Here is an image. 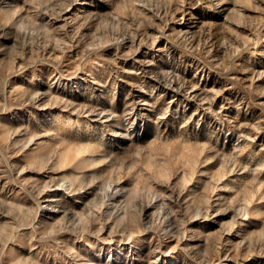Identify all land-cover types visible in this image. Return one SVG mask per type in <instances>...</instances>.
Wrapping results in <instances>:
<instances>
[{
  "label": "clouds",
  "instance_id": "9594fccd",
  "mask_svg": "<svg viewBox=\"0 0 264 264\" xmlns=\"http://www.w3.org/2000/svg\"><path fill=\"white\" fill-rule=\"evenodd\" d=\"M109 5L105 12H84L72 17L64 14L73 6L81 4L82 0H23L22 5L4 2L0 7V117L13 113L16 109L28 110L31 119L37 118V112L48 111L52 127L50 129L34 128L30 123L19 126H9L0 121V174L9 177V183L18 184L21 193H16L12 199L0 197V217L8 218L0 224V264H82L84 257L76 251L75 244L83 242L89 247H95L91 238L100 241L105 225H113L112 235H119L120 243H131L133 238L149 232H159L157 225H163L165 220L171 221L167 229V238L175 240L174 249L181 254L184 264H221L218 255L221 246L228 251L231 241L221 245L215 234L206 236L203 230L191 227L197 221L204 223L221 214L232 211L233 222L240 218L248 219L249 213L239 202L230 206L229 199L217 196L209 187L206 179L210 172L206 165L224 160L227 167L225 179L231 174V165L238 160L237 149L232 156H222L213 145L217 133L239 131L242 128H253V125L237 124L239 116L229 119L222 115L223 106L214 111L211 106L215 99L222 96L223 91L201 88L185 79L179 72V67L160 69L155 61L142 60L139 63L145 68L154 70L153 79L163 80L164 87L183 95L186 100L196 101L197 112L201 109L214 117L213 123H218L215 129L209 125L207 139L200 141L186 132L187 125L193 118H186L180 124L177 135L170 137L168 130L160 131L157 127L155 136L146 145L135 142L134 110H125L122 115L114 110L105 113L94 106V95L86 100L76 101L57 91V85L62 78H71L77 73H68L67 66L79 62L80 71L91 68L105 69L108 78H119L120 72H128L121 68L119 59L134 58L139 51L140 41L149 39L148 29H158V34L151 39L161 37L169 39L173 45L186 50L189 54L203 59L205 67L211 68L226 82L237 81L232 75L235 71L253 72V69L242 67L236 63L237 53L247 45L236 47L235 52H225L223 56L208 59V53L198 50L191 44H177L171 39L175 33H167L168 24L177 11H183L185 5L196 7L203 5L215 11L222 5H233L227 9V19L230 24L247 29L250 43L255 46L260 38L256 17L245 16L243 22L237 19L242 15L243 8L249 0H103ZM264 0H252L255 11L264 16ZM47 17V19L45 18ZM159 19L160 23H157ZM63 21L62 23H57ZM177 23H183V18ZM231 31L227 26L220 29L221 38ZM183 36V33L179 34ZM232 35H236L232 32ZM191 39H195L192 37ZM231 39V37H229ZM7 42V43H5ZM233 44L237 41L233 40ZM227 44H219L222 48ZM78 49L77 59L73 60L71 51ZM115 49L113 57L106 58L104 50ZM52 48L61 53L46 55ZM170 56V50L165 47L158 49ZM50 65L55 69L46 81V87H38L41 77L40 65ZM31 69L28 83L17 86L13 77L24 76ZM143 69L134 74L141 76ZM264 73L253 72V83ZM173 82L178 86L173 88ZM245 99L235 103L225 97L226 104L237 110L245 104L255 105L264 109V87L244 88ZM162 99V97L160 98ZM110 103L114 102L110 101ZM160 100L150 105L155 113L153 123L160 125L171 115V103L158 108ZM95 115L102 126L97 130L91 127V122L84 123L78 118ZM259 123V122H257ZM197 128L200 121L196 122ZM257 131L264 129H255ZM241 138H246L243 132ZM46 138V139H42ZM130 141L128 151L123 157H117L111 152L108 140ZM38 142V143H37ZM35 145V148L27 150ZM186 145L197 147L202 157L191 169H186L181 154ZM76 148L81 151H75ZM73 150L70 158L69 150ZM26 154L25 170L34 169L47 172L50 178L46 183L20 181L19 176L12 177L11 172L17 170V165H9L11 157ZM206 153V154H205ZM242 154V153H241ZM42 161L37 167L35 161ZM106 166V167H105ZM160 169L170 173L165 180L158 175ZM71 170L62 177L51 176L58 172ZM98 170V171H97ZM238 171L255 173L258 169L251 166H240ZM187 175L188 182L182 183ZM173 180L175 182H173ZM127 181V184L123 183ZM190 182V183H189ZM256 183L255 179L248 182L249 186ZM236 181L216 188V191L234 193L237 191ZM62 191L63 196L46 195ZM109 194L113 197L122 196L119 203L109 207ZM44 197L41 200V197ZM89 200L92 207L85 213V221L79 211L74 208L65 210L66 198ZM17 198L31 200V204L18 202ZM159 202L156 224L151 223V214L143 216L144 210ZM42 211L53 213L55 224L42 221L39 217ZM252 215L264 220V210H254ZM63 225L57 227L56 225ZM243 226V225H241ZM264 232V227L261 228ZM154 239L158 237L154 236ZM203 241V243H198ZM106 242H109L106 240ZM19 245L35 252V256L23 257L15 249ZM247 248V242L243 245ZM38 250V251H37ZM160 246L154 249L158 252ZM254 254L264 256V239L256 242ZM43 257V260L41 259ZM228 259H232L229 252ZM244 258V257H241Z\"/></svg>",
  "mask_w": 264,
  "mask_h": 264
},
{
  "label": "rangeland",
  "instance_id": "374dc122",
  "mask_svg": "<svg viewBox=\"0 0 264 264\" xmlns=\"http://www.w3.org/2000/svg\"><path fill=\"white\" fill-rule=\"evenodd\" d=\"M5 0H0V7L4 6ZM8 3L18 5L23 4V0H7ZM264 7V5H261ZM234 7L233 5H222L215 11H211L203 5L192 7L185 5L183 11H177L168 24L167 33H175L171 39L176 40L177 44L187 45L189 41L197 47L198 50H204L208 53V59H213L218 56H223L227 51L229 53L235 52L236 47L240 45H247L241 52L237 53L236 63L242 67L253 69V72L264 73V16L255 11L252 7V0L243 8V14L238 16L243 22L245 16L256 17L260 38L255 46L250 43V36L247 29L237 27L235 24H230L227 16V9ZM109 5L105 4L103 0H82L81 4L73 6V8L66 12L64 15L72 17L74 14L84 12H105L108 11ZM183 18V23H177ZM47 19V17H45ZM58 21L57 23H62ZM160 23L159 19L156 21ZM227 26L231 31L228 35L221 38L220 29ZM149 39L140 41L139 51L135 54L134 58L119 59L118 63L123 69L128 72H120L119 78L113 76L111 79L103 68H91L80 71L79 62L67 66L68 73L76 71V75L71 78H62L57 85V91L64 96H67L76 101H83L89 95H94V106L98 110H103L105 113L114 110L117 114L122 115L127 110H134L135 112V128L133 134L135 136L136 144L140 146L146 145L155 136L157 127L160 131L168 130V135L174 137L181 123L186 118H193V113H197L192 119V123L187 125L186 132L189 133L194 139L199 138L200 141L207 139V132L210 130L209 125L215 129L219 127L218 123H213L214 117L209 113H205L203 109L197 112L198 104L196 101L186 100L183 95L177 94L170 89L164 87L163 80L153 79L154 70L145 68L139 62L142 60L155 61L160 69H168L170 67H179L180 74L187 80H191L193 84H198L201 88L215 89L217 91L226 88L222 96H219L212 103L214 111H218L222 106L224 111L222 115L228 116L229 119H235L237 124L253 125V128H242L239 131L229 132L227 128L223 133H217L216 138L213 140V145L221 152L222 156H232L233 150H239L238 160L235 164L231 165V174L225 179L226 163L224 160L213 162L206 165L205 169L211 174L206 179L209 181L205 185V190L209 187L215 192L217 196H224L229 199L230 206L239 202L240 206L245 208L249 213L248 219L240 218V220L233 222L231 217L234 215L232 211L226 214H221L214 217L212 220L200 223L197 221L191 227H197L203 230V234L211 236L215 234L216 239H220L221 245L225 241H231V247L228 251L223 246L219 249V257L221 264H264V256L254 254L256 242L264 239V232L261 228L264 227V220L258 219L256 215H252L254 210H264V130L257 131L255 129H264V109L255 105L245 104L240 110L234 106L226 104L225 97L229 98L235 103L245 99L244 88L251 86L252 88L264 87V75H261L258 80L253 83V72L235 71L232 75L238 77L237 81L231 83L226 82L219 77L211 68L205 67L202 57L198 58L196 55L189 54L186 50H182L171 43L169 39L161 37L160 39H151L158 34V29L150 28L147 30ZM235 32L236 35H232ZM183 33V36L179 34ZM195 37V39H191ZM231 37V39H229ZM237 41L233 44L232 41ZM227 44L218 48L219 44ZM7 43V42H5ZM170 50V56L164 51L158 49ZM115 49L109 47L104 50L106 58L113 57ZM55 54L60 57L61 53L52 48L47 49L46 55ZM78 49L75 47L71 51L73 60L77 59ZM143 69L141 76L134 74ZM31 69L24 74V76L13 77V81L17 86H23L28 83V76L31 74ZM55 69L50 65H40L39 75L41 77L38 82V87H46V81L50 78L51 73ZM178 85L173 82V88ZM162 97V99H160ZM160 100L158 108L167 106L171 103V115L166 120L162 121L158 126L153 123L155 113L150 110V105L156 100ZM258 101L264 100V97H258ZM110 101L114 102L110 103ZM84 123L91 122V127L99 129L102 125L96 121L95 115L78 118ZM0 121L9 126H19L21 124L30 123L34 128L50 129L52 121L48 111L37 112V118L31 119L28 115V110L16 109L13 113L0 117ZM200 121V126L197 128L196 122ZM259 122V123H257ZM243 132L246 138H241L240 133ZM46 139V138H42ZM38 143V142H37ZM130 141L117 140L109 138L108 144L111 152L115 153L117 157H123L128 151ZM35 148L32 145L27 151L31 152ZM75 151L79 152L81 149L76 148ZM200 150L193 145H186L181 159L185 163L186 169H191L195 162L202 157L199 155ZM242 153V154H241ZM73 150H69L67 157L70 158ZM206 154V153H205ZM26 154L22 153L11 157L8 161L9 165H17L18 171L13 170L11 176H19L20 181L28 180L40 183H46L50 174L40 172L34 169L25 170ZM37 167L42 166V161H35ZM240 166H251V168L258 169L254 174L248 171L240 172ZM106 167V166H105ZM71 170H65L51 176L62 177L68 174ZM98 171V170H97ZM158 175L167 180L170 173L165 169H160ZM255 179L256 183L249 186L248 182ZM236 181L235 186L237 191L234 193H225L216 191V188L223 187ZM173 182H175L173 180ZM188 182V177L185 175L182 178V183ZM123 183L127 184V181ZM190 183V182H189ZM16 193L21 192V187L18 184L9 183V177L0 174V197L12 199ZM46 195L61 197L62 191H55L46 193ZM44 197H41L43 200ZM18 202L31 204V200L17 198ZM122 196L113 197L109 194V207L115 203H119ZM89 200H81L79 197L73 199L72 197L66 198L65 210L71 207L79 211L85 221L88 217L85 213L90 212L92 207ZM159 210V202L152 204L148 209L144 210L143 216L149 217L151 214V223L156 224L158 219H163L162 216H157ZM42 221L49 224H55V219L58 217L53 216V213L42 211L39 217ZM8 218L0 217V224H3ZM243 225V226H241ZM63 227V225H56ZM113 225H105L100 241L91 238V242L95 247H89L83 242L75 244L76 251L81 257H84L82 264H184L181 254L175 249V240L167 238V229L171 227V221L165 220L163 225H157L159 232L153 231L146 234L139 235L133 238L131 243H120L119 235H112ZM156 236L158 239H154ZM109 241V242H106ZM247 242V248L243 245ZM159 243L160 250L154 252ZM203 243V241H198ZM15 249L23 257L29 255L35 256V252L30 251L28 248H22L19 245ZM38 251V250H37ZM229 252L232 259H228ZM244 257V258H241ZM43 260V257H41ZM51 264V262H50Z\"/></svg>",
  "mask_w": 264,
  "mask_h": 264
}]
</instances>
